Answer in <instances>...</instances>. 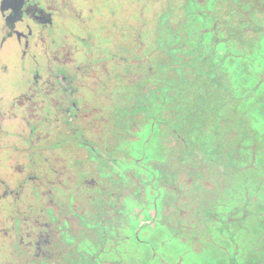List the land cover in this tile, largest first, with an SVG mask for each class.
<instances>
[{"label":"flooded vegetation","instance_id":"obj_1","mask_svg":"<svg viewBox=\"0 0 264 264\" xmlns=\"http://www.w3.org/2000/svg\"><path fill=\"white\" fill-rule=\"evenodd\" d=\"M0 264H264V0H0Z\"/></svg>","mask_w":264,"mask_h":264}]
</instances>
